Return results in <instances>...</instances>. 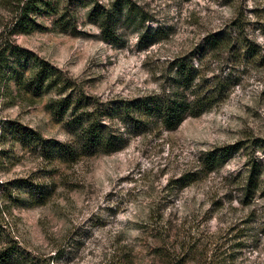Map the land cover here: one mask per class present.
Masks as SVG:
<instances>
[{
    "label": "rangeland",
    "instance_id": "rangeland-1",
    "mask_svg": "<svg viewBox=\"0 0 264 264\" xmlns=\"http://www.w3.org/2000/svg\"><path fill=\"white\" fill-rule=\"evenodd\" d=\"M3 1L0 48L9 42L47 60L99 101L170 89L172 63L185 57L218 83L223 97L173 130L154 128L116 152L75 164L0 143V182L55 184L44 204L12 206L20 249L42 264H99L114 251L132 264H264V0H127L136 19L124 25L117 45L101 39L86 7L76 8L75 34L47 14L36 18L33 31L15 32ZM156 28H163L161 38L139 42V34ZM223 30L233 41L245 39L254 55L243 58L239 44L217 55L195 52L206 33ZM1 92L0 116L47 139L74 140L46 108L55 90L33 102H6ZM222 147H232L231 155L206 172L204 155ZM253 162L258 187L246 196Z\"/></svg>",
    "mask_w": 264,
    "mask_h": 264
},
{
    "label": "trees",
    "instance_id": "trees-1",
    "mask_svg": "<svg viewBox=\"0 0 264 264\" xmlns=\"http://www.w3.org/2000/svg\"><path fill=\"white\" fill-rule=\"evenodd\" d=\"M3 2L13 18L12 29L24 33L38 27L36 18L47 14L53 17L54 25L62 31L75 34L76 8L86 7V19L98 27L101 39L116 45L121 42L124 25L132 24L136 19L127 0H111L107 5L97 0ZM163 32V28L145 30L139 34V42L158 40ZM243 41L246 40L233 41L230 33L224 30L210 32L196 44L195 52H199L200 56L217 55L238 47L239 44L238 49L243 51V58L245 55L251 57L256 51L253 46L246 45ZM186 58L177 59L172 63L171 75L168 76L170 89L164 87L162 92L128 99L99 101L84 94L81 89H75L74 83L47 60L32 55L16 44L4 42L0 48V89L3 99L6 102H33L47 91L55 90L58 97L50 99L46 108L58 122L73 133L74 140L61 142L47 139L40 132L16 119L0 116V143L5 144L8 140L18 142L24 147L38 149L47 161L75 164L82 157L116 152L128 144L129 137L150 132L154 128L173 130L187 116H198L223 99L218 97V83H209L198 65L192 61L187 62ZM66 92L65 96H61ZM116 122H119V125ZM231 148L222 147L207 152L202 162L206 172L220 166L231 155ZM258 174V165L253 162L243 186L246 196L252 195L258 187ZM54 191V183H39L28 178L0 182V264L44 262L20 249L9 217L13 216L12 206L42 205ZM113 256L103 257L99 264H132L130 257H119L116 251Z\"/></svg>",
    "mask_w": 264,
    "mask_h": 264
}]
</instances>
